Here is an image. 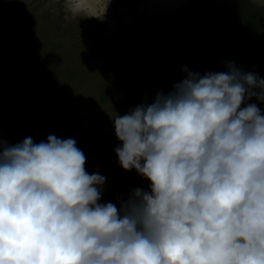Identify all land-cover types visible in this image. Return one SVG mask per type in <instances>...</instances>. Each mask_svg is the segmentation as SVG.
I'll return each instance as SVG.
<instances>
[{"label": "clouds", "instance_id": "9594fccd", "mask_svg": "<svg viewBox=\"0 0 264 264\" xmlns=\"http://www.w3.org/2000/svg\"><path fill=\"white\" fill-rule=\"evenodd\" d=\"M226 68L184 67L112 118L119 166L149 181L115 203L73 138L0 141V264H264V111L247 103L264 79Z\"/></svg>", "mask_w": 264, "mask_h": 264}, {"label": "rangeland", "instance_id": "374dc122", "mask_svg": "<svg viewBox=\"0 0 264 264\" xmlns=\"http://www.w3.org/2000/svg\"><path fill=\"white\" fill-rule=\"evenodd\" d=\"M194 1L125 18L129 5L115 0H82L78 15L64 0H0V141L73 138L86 171L106 178L102 201L135 182L141 175L117 162L112 118L171 91L184 67L203 75L234 62L264 79V4L235 11L233 0H216L225 12L207 9L197 22L186 14Z\"/></svg>", "mask_w": 264, "mask_h": 264}, {"label": "trees", "instance_id": "16d2710c", "mask_svg": "<svg viewBox=\"0 0 264 264\" xmlns=\"http://www.w3.org/2000/svg\"><path fill=\"white\" fill-rule=\"evenodd\" d=\"M233 9L236 10H242L245 8H249L250 2L248 0H233ZM193 8V9H192ZM210 10L211 14L218 15L219 13L225 12L226 9L220 8L217 4L216 5H211L207 6L203 1H199L196 4H194V7H191V9L187 10L188 16L190 15L191 17L195 16L194 19L197 20V22L200 20L199 17L202 16L203 13H206L205 11ZM186 13V14H187ZM214 13V14H213ZM213 17V18H214ZM196 22V23H197ZM197 25V24H196ZM247 103H254L259 107L262 111H264V102L258 101L255 97H252L250 100L247 101ZM149 186V181L142 176H139L135 182H130V183H124L119 186H114L111 187L109 190V196L110 199L104 202H113L115 203L117 198L126 196L133 188H141L144 190H148Z\"/></svg>", "mask_w": 264, "mask_h": 264}, {"label": "water", "instance_id": "95a60500", "mask_svg": "<svg viewBox=\"0 0 264 264\" xmlns=\"http://www.w3.org/2000/svg\"><path fill=\"white\" fill-rule=\"evenodd\" d=\"M117 3H118V5L116 6V8H119L121 5L120 4H124V3H128V2H132L131 3V5H132V7H130L127 11H126V13H125V18H129V16L133 13V12H138V11H140V8L138 7L139 6V3L140 2H142V1H144V3H143V8L144 7H150V6H155L156 4L154 3V4H151V5H149L148 4V2L150 1H154V0H115ZM157 2V1H156ZM158 5V4H157ZM121 24H122V22H120Z\"/></svg>", "mask_w": 264, "mask_h": 264}, {"label": "flooded vegetation", "instance_id": "af4514ba", "mask_svg": "<svg viewBox=\"0 0 264 264\" xmlns=\"http://www.w3.org/2000/svg\"><path fill=\"white\" fill-rule=\"evenodd\" d=\"M199 1H200V0H195L194 3H193L191 6L194 7V4H196V3L199 2ZM201 1H203V2L205 3V5H207V6H208V5L211 6L210 3H212L213 5L216 4V0H201ZM115 2H116V1H115ZM131 3H132V2H128V3H127V4L129 5L128 8L132 7ZM117 5H118V3L116 2V6H117ZM120 5H121V4H120ZM189 9H191V7H190ZM189 9H188V10H189ZM127 10H128V9H127ZM187 14H188V13H187Z\"/></svg>", "mask_w": 264, "mask_h": 264}, {"label": "bare ground", "instance_id": "6f19581e", "mask_svg": "<svg viewBox=\"0 0 264 264\" xmlns=\"http://www.w3.org/2000/svg\"><path fill=\"white\" fill-rule=\"evenodd\" d=\"M162 2H164V0H154V1H151V2L149 1L148 4L151 5V4H154V3H162ZM143 3H144V1L140 2L139 6H143Z\"/></svg>", "mask_w": 264, "mask_h": 264}]
</instances>
